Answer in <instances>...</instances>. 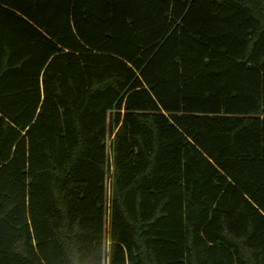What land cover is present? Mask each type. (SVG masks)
Masks as SVG:
<instances>
[{"label":"trees","instance_id":"16d2710c","mask_svg":"<svg viewBox=\"0 0 264 264\" xmlns=\"http://www.w3.org/2000/svg\"><path fill=\"white\" fill-rule=\"evenodd\" d=\"M0 264H264V0H0Z\"/></svg>","mask_w":264,"mask_h":264},{"label":"rangeland","instance_id":"374dc122","mask_svg":"<svg viewBox=\"0 0 264 264\" xmlns=\"http://www.w3.org/2000/svg\"><path fill=\"white\" fill-rule=\"evenodd\" d=\"M109 139H110V138H109ZM109 139H108V140H109Z\"/></svg>","mask_w":264,"mask_h":264}]
</instances>
